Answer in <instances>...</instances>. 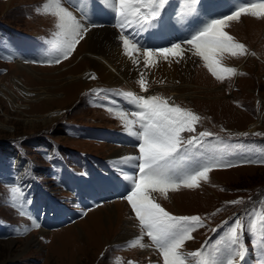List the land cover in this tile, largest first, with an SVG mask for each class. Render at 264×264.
I'll list each match as a JSON object with an SVG mask.
<instances>
[{
  "label": "rangeland",
  "instance_id": "obj_1",
  "mask_svg": "<svg viewBox=\"0 0 264 264\" xmlns=\"http://www.w3.org/2000/svg\"><path fill=\"white\" fill-rule=\"evenodd\" d=\"M37 1L0 0V264H162V257L154 247L150 252L145 247L133 246L135 239L103 243L104 237H99L98 231L106 233L109 222L104 213L93 211L103 209V204L107 202L113 209L112 216L117 212L121 217L138 223L125 198L130 192L129 181L122 177L119 170L125 169L126 165H110L111 159L106 156L113 148L122 147L123 144L124 147L135 148L138 154L135 138L127 134L123 121L116 115L117 111H128L133 105L112 94L115 91H134L135 88L141 90L138 83L140 75L126 81L135 87L131 90L125 82L114 87L83 84L73 87V96L67 90L56 91L60 92L58 100L49 105L48 109L43 110V105L29 102L24 91H33L39 85L46 86L49 78L60 76L77 60L73 52L72 56L61 63L52 64L51 67L47 65L50 67L47 70L37 68L38 79L31 76L26 79L24 74L14 72L15 67L11 64L17 58L31 65L44 66L34 56L35 47L49 44L48 41L54 40L59 30L57 20H53L50 13L46 12L44 1H39L42 5ZM93 24L107 25L100 22ZM108 25L117 30L113 25ZM230 27L227 24L224 30L235 33L228 31ZM260 27L264 31L262 24ZM241 37L250 45H247L246 53L236 57L226 54L224 58L226 66L237 69L235 75L226 77L223 82L217 81L199 58L193 64V76L198 75L199 70L204 71L205 76H211L208 86L216 88L195 94L192 98H172L176 105L195 112L201 118L196 125L197 133L207 130L223 141H217L215 136L208 138L209 144L202 150L207 155L224 159L248 157L255 160L264 157V54H261L264 53V32L253 35L248 30ZM24 42L28 46L26 52L20 47ZM240 60L243 69L237 65ZM165 65L170 66V63L166 61L159 67ZM145 74L148 79L147 72ZM14 77L19 79L18 87L14 85ZM196 82H201L200 77ZM147 84L154 95L171 98L167 88L153 85L148 80ZM111 99L117 103L113 105ZM55 109L60 112L56 120L44 122L40 118V113ZM250 127L254 129L250 130ZM233 163L236 166L231 168H213L209 179L201 181L199 187H181L169 191L171 196L167 195V198L157 195V202L174 215H200L205 218L207 227L193 233L195 239L185 243V252L199 249L210 229L227 220L228 224L219 228L216 235L211 237L213 244L218 243L220 233L225 231L226 236L234 220L243 217V223L248 226L243 236L248 248L247 260L243 264H256L257 251L253 240H259L264 234V163H241L236 159H233ZM105 164L109 171H113L114 177L119 176L124 187L128 186L126 190L116 185L105 186L100 190V196L97 191L92 192L91 197L86 198V201H92L87 204V208L76 202L77 196L71 187L60 182L57 176L58 171H63V167L58 165L75 170L83 181L82 187L86 189V183H92L86 179L83 165L108 178L110 175L104 174L106 170L102 169ZM111 182L119 184L118 180ZM24 185L28 186V200H48L61 214L74 215V218L69 223L65 222L67 219L61 218L58 223L50 221V224L45 225L33 215L28 204L23 207L19 203L13 206L11 188ZM87 193L84 190L82 198L87 197ZM179 193H194L191 196L195 198V205L175 206L173 199ZM98 196L99 202H96ZM237 199H242L243 203L226 204L227 201ZM216 209L221 211L216 212ZM89 217L95 223L94 227H90L91 230L87 225ZM34 220L40 227H35ZM253 225L256 232L251 235ZM16 229L20 230L19 233ZM42 229L45 232L41 235L39 232ZM137 229H140L139 225H136ZM33 239L38 245L32 243Z\"/></svg>",
  "mask_w": 264,
  "mask_h": 264
},
{
  "label": "snow or ice",
  "instance_id": "obj_2",
  "mask_svg": "<svg viewBox=\"0 0 264 264\" xmlns=\"http://www.w3.org/2000/svg\"><path fill=\"white\" fill-rule=\"evenodd\" d=\"M179 2L180 0H177V3ZM189 2L191 5L189 11L180 12L178 15L171 0H98L97 3H91L90 0L86 7L95 11L110 9L114 13L116 25L120 30L119 40L122 42L123 53L140 70L139 87L147 93L148 84L144 70H150L155 66L157 58L167 61L172 57L176 63H180L186 58L187 53H191L203 60L205 67L217 81L223 82L226 77L235 75L237 69L226 66L225 55L232 57L244 55L246 47L224 29L229 21L239 20L242 14L264 17V0H260L259 3H247L237 7L231 15L212 19L182 43H172L170 47H153L148 46L146 42H140L139 38L144 33H147L149 38H159L165 29L175 30L178 26L183 27L187 24L186 20L190 21L198 15H212L217 5V0H189ZM45 8L55 15L59 29L56 38L48 41L53 46L54 53L52 58L48 59V63L59 64L72 56L77 45L95 25L87 18L88 26H86L67 6L62 5L61 0H52V4L46 5ZM168 8L173 12H167ZM90 78L95 79V75ZM157 82L164 83V81ZM112 95L126 99L135 109L120 110L116 115L123 121L127 134L135 138L138 154L109 162L117 166H131L138 170V174L125 178L131 181V190L125 198L131 205L140 228L139 238L135 240L133 246L139 245L142 248L154 246L162 257V264H193V262L194 264H243L248 252L243 239L248 226L243 223V217L234 220V225L229 226L226 237L218 243L213 244L211 238H208L199 249L185 252V243L195 239L193 233L197 230L207 227L206 220L200 215H174L157 202V195L167 198L170 190L199 187L201 181L209 179V173L213 168L236 166L233 159L241 163H264V157L255 160L248 157L224 159L207 155L202 150L208 146V138L215 136L217 141H223L218 135L207 130L197 133L196 125L201 118L195 112L176 105L173 98L142 95L133 91H115ZM110 103L115 105L117 102L111 99ZM115 179L119 180V176ZM27 188V185L11 188L13 206L19 203L23 207L24 204L31 203L26 197ZM240 203H243L242 199L226 202L229 205ZM219 211L221 209H216V212ZM33 223L35 227H40L35 220ZM227 224V220L222 221L221 225L211 228L210 231L216 233L219 228ZM16 231L19 233L20 230L16 229ZM255 232L256 227L253 225L251 235ZM144 237L149 238L151 242L149 245L142 243ZM253 245L257 247L264 264V234L259 240L254 239Z\"/></svg>",
  "mask_w": 264,
  "mask_h": 264
},
{
  "label": "bare ground",
  "instance_id": "obj_3",
  "mask_svg": "<svg viewBox=\"0 0 264 264\" xmlns=\"http://www.w3.org/2000/svg\"><path fill=\"white\" fill-rule=\"evenodd\" d=\"M39 1L40 0H38L37 2L40 3ZM43 1H44L43 4L45 5L52 4V0H43ZM233 1L234 2L232 3L236 7H239L242 4L241 0H233ZM61 3L63 6H66L62 0H61ZM40 4L42 5V2ZM69 10L72 11L71 9ZM46 12L50 13L53 20H57V18L51 11L46 10ZM72 12H73V15L77 17V19H80L74 11ZM80 20L84 22L86 26H88L85 21H83L82 19ZM227 24L231 26L230 27L231 29L228 28V31L235 32V33H229V34L232 35L235 38V40L239 41L240 43H243L245 47H247V45L248 46L250 45L248 42L242 39L241 37L242 34H245V33L247 34L248 30H250V33H252L253 35L258 34L259 32L260 33L264 32L260 27V25L262 24L263 29H264V17H253L250 14H242L239 20L229 21ZM119 35L120 33L108 24L107 25H95L91 27L90 32L85 35V39L82 40L77 45V48L74 51L75 58H77L76 62L73 63L72 66H69L67 70L64 71V73L61 74L60 76L49 78L48 82L45 83L46 86L39 85L38 88L37 87L34 88L33 91H29V90L24 91L26 93L25 98L29 102L36 103V105L38 106L43 105L45 107L43 108L44 110V109H48L47 107L49 105H52V103H55L58 100L57 95L60 94V92H56V91L58 90L66 91L67 90L73 96L75 93L74 92L75 90L73 89L74 86L77 87V86H83V84L84 85L86 84L96 85L97 84V85H107L109 87H114V85H118L122 82H125L127 85H129L130 90L131 88H135L134 86H132L131 83H127L126 81L140 75V70H138L137 67L132 64L131 60L123 53L122 42L119 40ZM182 42L183 41L181 40H172V41L169 40V42H165L157 46L170 47L172 43H182ZM142 51L143 49H140L141 53ZM261 54H264V53L262 52ZM197 60H199L198 57L193 56L191 53H187L186 58L182 62L176 63L174 58L170 57L169 60H167L170 63V66L165 65L166 67L165 66L159 67L160 65H163V63L166 62V60L157 58V64L151 67L150 70H144V71L147 72L148 74L147 80L150 83H153V85L158 84V86L160 85V86H163L164 88H167L170 92L171 98L172 97L175 98L174 100L179 99V98L180 99L184 98V96H186L187 98H192L196 96L195 94L209 92V91L214 90V88H216V87L212 88L211 85L208 86L207 83H210L211 76L209 74H208L209 76L208 75L205 76L203 74L204 71L202 72L201 70H199L200 71V72L198 71L199 74L196 75L195 77L193 76V64ZM241 60L238 61L237 65L242 67L243 69L244 67H243V63H241ZM141 62H142V56H141ZM52 64H55V63H52ZM11 65L15 67L14 72L17 71L18 73L24 74L25 76H27L26 79H30L29 76H31L32 78L35 77L38 79L40 77L36 75L37 68H43L47 70L48 68L51 67L50 65H49L50 67L47 65H44V66L43 65L42 66L31 65L30 63H25L21 58H17L16 61L12 63ZM201 67L205 69L203 65H201ZM141 69H142V63H141ZM5 75L7 74L5 73ZM92 75H95V79L90 78ZM198 77H200L201 82H196V79H198ZM157 81H164V83L161 84V83H158ZM14 85L16 87L19 86L18 78H15ZM136 89L137 88H135L133 92L137 94L154 95L151 89H148L147 93L143 92L142 90H136ZM58 110L59 109L50 110L48 112H43L44 114L40 113L41 114L40 118L44 122H48L54 119L56 120L58 116L60 115V112ZM253 129L254 127H250V130H253ZM134 154H137V151L135 148L133 149L132 147H124L123 145L122 147L117 146L116 148H113L112 152L109 153L106 157H109V159H111L109 160L110 162L114 160H119L120 158H123L128 155H134ZM110 165H115V164H110ZM124 168L125 169L123 170L119 169L124 179L127 176H132L135 174L134 172L135 169L132 168L131 166L126 165V167ZM245 168H250V166H245ZM227 171L229 170H224V172H227ZM216 172H221V171H216ZM130 184H131V181H129L128 185ZM192 194L194 193H188V194L179 193L175 195L176 197L173 196L174 199L173 197L172 199H173L174 205L175 206L177 205L178 206L179 205L190 206L193 204L195 205L194 203L195 198L191 196ZM167 195H170V192H168ZM103 205H104L103 209L98 208L97 210H93L96 212L104 213V216H106L107 218L106 220H108L109 222L106 233H103L102 231H98V233H100L99 237L101 236L104 237L103 243L109 244L113 242L124 241L126 239L136 240L137 238H139L140 229L135 230L136 225H138L137 222H134L133 220H130V219H125L121 217L117 212L116 214L112 216L111 212H113V209L111 208L110 203L108 204L106 202ZM122 209H124V207H122ZM117 215L119 216V219L117 218ZM92 220L93 219H90V217L88 218L87 225L90 230H91L90 227L95 226V223H93L94 221ZM77 222L78 221H76L73 225H75ZM43 230L44 229L40 230L39 232L41 235L44 234L45 232ZM92 236L93 234H91L90 237ZM32 243L34 245H38L35 239L32 240ZM142 243L145 245L150 244L147 241L146 237L143 238ZM133 244H135V241H133ZM151 248H153V246L145 247L146 251L150 249L149 250L150 252L152 250ZM100 260L102 262V259Z\"/></svg>",
  "mask_w": 264,
  "mask_h": 264
}]
</instances>
